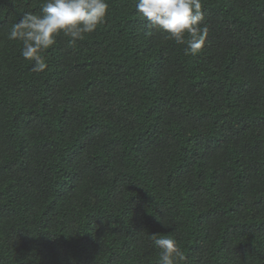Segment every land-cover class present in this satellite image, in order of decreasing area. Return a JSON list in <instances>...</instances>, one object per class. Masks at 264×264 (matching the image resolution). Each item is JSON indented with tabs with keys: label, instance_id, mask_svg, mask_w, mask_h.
Here are the masks:
<instances>
[{
	"label": "trees",
	"instance_id": "trees-1",
	"mask_svg": "<svg viewBox=\"0 0 264 264\" xmlns=\"http://www.w3.org/2000/svg\"><path fill=\"white\" fill-rule=\"evenodd\" d=\"M136 2L35 73L7 33L42 0H0V264H264V0H201L194 56Z\"/></svg>",
	"mask_w": 264,
	"mask_h": 264
},
{
	"label": "clouds",
	"instance_id": "clouds-1",
	"mask_svg": "<svg viewBox=\"0 0 264 264\" xmlns=\"http://www.w3.org/2000/svg\"><path fill=\"white\" fill-rule=\"evenodd\" d=\"M135 9L149 29L165 33L176 44H186V55L202 50L208 28L201 0H137ZM108 11V0H42L39 13H23L7 39L20 42L21 56L32 64L33 72L41 73L48 67L44 53L57 36L70 37L69 43L75 44L102 25ZM152 237L160 250L158 264H186L187 257L174 238Z\"/></svg>",
	"mask_w": 264,
	"mask_h": 264
}]
</instances>
